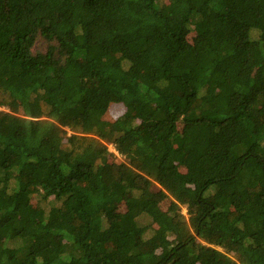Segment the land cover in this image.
Returning a JSON list of instances; mask_svg holds the SVG:
<instances>
[{"label": "trees", "instance_id": "1", "mask_svg": "<svg viewBox=\"0 0 264 264\" xmlns=\"http://www.w3.org/2000/svg\"><path fill=\"white\" fill-rule=\"evenodd\" d=\"M0 264H264V0H0Z\"/></svg>", "mask_w": 264, "mask_h": 264}, {"label": "rangeland", "instance_id": "2", "mask_svg": "<svg viewBox=\"0 0 264 264\" xmlns=\"http://www.w3.org/2000/svg\"><path fill=\"white\" fill-rule=\"evenodd\" d=\"M190 39L193 41V39H194V35L193 34L190 35ZM4 109H6V108H4ZM112 149H113V147H112ZM118 160H121V159L119 158ZM161 205H162V208H164L166 210L169 207L170 202L167 200L165 202H162ZM125 209H126L125 204L121 205V210H125ZM202 241H204V240H202Z\"/></svg>", "mask_w": 264, "mask_h": 264}]
</instances>
